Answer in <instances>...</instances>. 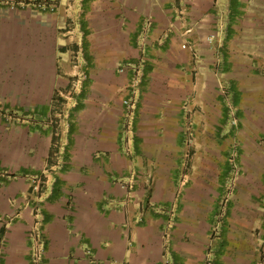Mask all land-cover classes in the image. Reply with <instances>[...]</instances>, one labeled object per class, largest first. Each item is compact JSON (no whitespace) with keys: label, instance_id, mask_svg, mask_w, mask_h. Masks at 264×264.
Masks as SVG:
<instances>
[{"label":"crops","instance_id":"obj_1","mask_svg":"<svg viewBox=\"0 0 264 264\" xmlns=\"http://www.w3.org/2000/svg\"><path fill=\"white\" fill-rule=\"evenodd\" d=\"M66 2L61 0L56 12L0 7V110L31 115L40 111L38 117L27 116L21 122L6 123L0 116V264H30L26 236L33 217L23 174L38 173H43L45 180L41 264H203L215 187L206 188L210 205L204 214L195 200L187 210L172 192L180 161V114L174 110L175 122L158 128L162 135L157 137L140 131L139 120L142 111H150L151 104L164 107L161 98L152 94L153 87L168 79L182 83L191 75L187 74L192 67L189 54L181 49L185 41L199 54L195 66L203 74L206 67L198 64L211 62L208 56L212 51L221 52L219 74L233 71L227 93L234 100L259 98L258 92L249 95L234 86L264 80V0H76L73 36L65 32L71 27L66 23ZM181 2L185 3L186 23H179L173 10L183 5ZM145 17L152 19V26L135 109L137 136L132 141L131 157L124 153L119 128V105L127 76L118 74L117 66L136 58L135 37ZM186 24L194 27L190 35H183ZM210 34L215 38L208 42ZM78 43L87 77L80 92L66 100L72 107L70 124L60 134L53 133L42 120L55 92L69 89L70 54ZM113 79L123 84L118 97L108 90V82ZM241 98L239 103L246 107L248 103ZM248 109L250 115L262 114L259 108ZM222 114L221 110L217 118L221 122ZM241 114L245 112L241 110ZM248 138L264 158V134ZM150 140L153 154L147 152ZM54 142L63 149L61 168L48 164ZM161 156L166 167L156 166V174L165 180L161 185L153 184L147 197L138 185L137 168L144 159L149 161L151 157L156 163ZM256 185L254 202L247 203L249 208L245 209L249 220L240 216L234 220L233 204L221 230L227 244L233 232L241 240L246 264H252L257 235L264 236V174ZM172 205L177 211L174 226L168 217L154 218L158 208ZM184 208L187 213L183 217L189 218L185 224L181 219ZM239 249L216 259L215 264H238Z\"/></svg>","mask_w":264,"mask_h":264},{"label":"rangeland","instance_id":"obj_2","mask_svg":"<svg viewBox=\"0 0 264 264\" xmlns=\"http://www.w3.org/2000/svg\"><path fill=\"white\" fill-rule=\"evenodd\" d=\"M181 4L183 5L174 6L173 10L179 18V23H186L188 20L185 15V3L181 2ZM225 18L223 16V19ZM224 21L226 22V19ZM186 25L191 26L189 24ZM182 50L189 54L192 67L188 68L187 74L189 73L191 75L185 76L186 81L182 83L168 79L166 82L165 80L160 81L158 87H153L152 94L158 95L161 98L160 103L164 107L161 106L159 109L151 104L150 111H142L138 128L146 135L152 137L153 135L155 137L157 135L160 136L162 132L157 131V129L160 127L165 128L163 125L167 126V124L169 125L175 122L173 119L176 116L173 111H178L176 114H180L181 116V118H178L181 121L178 131L181 144L180 148H178L180 161L177 164L176 186L172 192L187 207V210H189L192 201H197L198 210H201L202 214H204L206 208L210 205L209 194L206 188L210 185L211 187L214 186L216 200L211 222L208 226V239L205 244L203 259L206 254L208 258L212 259L213 254H216L215 252L218 250V245L222 243L223 249L220 251L221 254H219L220 256L217 259L225 254L227 256L230 252L236 250V248H240L239 250L242 252H240L241 259L238 261V264H246L247 257L240 247L241 240L233 232L234 237L231 235L230 243L227 244L221 235V230L223 224H225L228 208L233 206V204L235 206L234 211L236 212V218L234 220L240 217H242L240 219L249 220L245 209L249 208L247 203L253 201V193L258 190L256 185L258 177L264 174V158L257 152L258 148L255 144L248 138V136L256 133L264 134V80L260 79L257 82L245 81L238 85L235 84L234 87L245 90L249 95L254 92H258L261 95L259 98L242 99L240 97L242 102L248 103L246 104V108L243 104L239 103L240 98L235 99L234 102L230 94L227 98L221 97L220 91L222 90L228 94V80L234 76L232 70L225 75L219 74L222 73L221 52L212 51L208 56L211 62L208 61L206 63V61H202L198 64V67H206V73L203 74L201 73L203 70H198L197 66H195L196 62L200 60V56L194 47L190 46V48L187 47ZM122 85L119 79H113V81L108 82L107 86L108 90L113 91L114 95L118 97L120 94L122 95ZM67 92L70 94V97H75L78 93L76 90L73 93L70 89L65 93ZM154 100L157 101L156 98ZM149 101H152V99L148 100L147 104ZM227 105H231L233 107L232 110L236 112V125L230 124V116L226 111ZM63 106L64 117L61 121L63 123L61 130L67 128V125L70 124L69 117L72 108L70 102H66ZM250 107L259 108L262 110V114L250 115L249 112H246ZM119 108L122 113L121 103ZM221 110L224 117L223 122L217 119ZM241 110L245 112L244 115L241 114ZM112 111H116V106L113 107ZM6 112L4 114L12 120L17 118L27 120L26 116L16 114L12 111ZM0 116L2 117V111H0ZM135 117L136 114H134V122ZM35 123L37 124V121ZM153 123H156V125H153ZM134 128V123H132V129L126 135V142L122 140L124 153L131 157L134 156V151L131 147L132 141L137 136ZM164 133H167L165 129ZM161 139L163 140L164 137ZM261 141L264 142V139ZM147 143L149 144L147 152L153 154V143L151 140ZM156 160L157 162L154 163L151 157L149 161L144 159L137 168L140 172L139 178H136L138 185L140 189L145 191L147 197L150 196L153 184L157 182V184L161 185L165 180V177L157 176L156 174V166L161 168L166 167L165 160H163L162 156ZM226 165L229 168L222 181L221 174L227 168ZM147 175H150V179H147ZM144 209L141 210L143 211ZM167 209L158 208L153 214L154 218L158 216H162L164 219L165 217H169L166 213ZM184 213H187L185 208L181 215L183 224L189 220L186 216L183 217ZM176 221L177 211L175 210L171 221L173 226ZM199 221V217L195 218V222L198 223ZM213 228L216 231L212 232ZM168 242L169 240H166V243ZM252 251L253 256L251 262L252 264H256L260 259L262 260L258 241H255Z\"/></svg>","mask_w":264,"mask_h":264},{"label":"built area","instance_id":"obj_3","mask_svg":"<svg viewBox=\"0 0 264 264\" xmlns=\"http://www.w3.org/2000/svg\"><path fill=\"white\" fill-rule=\"evenodd\" d=\"M76 0H67L66 8L67 12V22L71 27H66L65 32L72 35L73 30L75 28L72 10L74 7ZM61 5V0H0V7L15 9V8H33L35 10L41 12H56ZM152 26V19L150 17H145L142 19L141 24L139 26V30L135 37V47L137 50V56L132 61H122L117 66V73L120 75L127 76L126 86L124 90V95L121 98V106L122 113L120 118V132L121 139L126 142L127 134L132 129V123L134 121L135 109L141 94V86L143 83L144 75H145V64L147 61L146 58V48H147V38ZM193 31L192 26L186 25L183 30V35H190ZM73 36V35H72ZM215 38V35L210 34L206 37L208 42L212 41ZM190 48L189 43L187 41L181 44L182 49ZM82 48L81 43H78L74 52L70 54V61L72 65V72L69 79V89L74 93V91L80 92L82 89V85L86 80V74L83 70L82 61ZM222 98H227L229 96L223 90L220 91ZM71 99L70 94L62 92L58 89L55 92L54 99L48 104V112L46 117L43 118L44 124L48 125L52 132L59 133L61 132V123L62 118L64 117V112L62 108H64V104L66 100ZM232 105V104H231ZM231 105H227V113L230 116V124L236 125V112L232 110L233 107ZM2 111V110H0ZM5 112L2 111V118L6 123H11L12 119H10ZM22 119H15V122H21ZM52 154L50 156V160L48 164H50V168H61L62 163L60 159L61 153L59 145L57 142L53 143L52 146ZM61 163V164H60ZM24 179L27 181L28 188L30 191V207L33 217L32 225L29 227L27 231V239L29 242V261L30 264H41L43 248H42V239L40 229L42 228V202H43V187L45 184L44 174H23ZM147 179H150V175H147ZM132 180H129L131 182ZM175 208L170 207L166 210V213L169 215V221L172 220L174 216ZM216 231L214 228L212 232ZM258 245L261 249L260 255H262V260L260 259L256 264H264V236L257 235ZM203 264H213L212 259L208 258L206 254L203 259Z\"/></svg>","mask_w":264,"mask_h":264},{"label":"trees","instance_id":"obj_4","mask_svg":"<svg viewBox=\"0 0 264 264\" xmlns=\"http://www.w3.org/2000/svg\"><path fill=\"white\" fill-rule=\"evenodd\" d=\"M234 102H235V100H234ZM16 114H20V115H22V116H31V117H38L39 115H40V111L39 112H36V113H34V114H30V113H26V112H21V111H16L15 112ZM133 123H134V121H133ZM134 140V139H133ZM226 167L227 168H225L224 169V171H223V173L221 174V180L223 181V179H224V177H225V174L227 173V169L229 168L227 165H226ZM222 249H223V244L222 243H220L219 245H218V250H216L217 252H215L216 254H213V258H212V262H213V264H215V261H216V259H217V257L218 256H220L219 254H221V252L220 251H222Z\"/></svg>","mask_w":264,"mask_h":264}]
</instances>
